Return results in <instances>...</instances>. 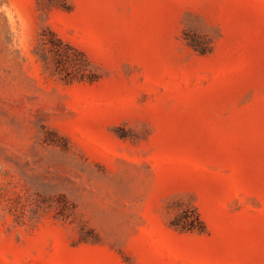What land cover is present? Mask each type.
Returning <instances> with one entry per match:
<instances>
[{"label":"rangeland","instance_id":"rangeland-1","mask_svg":"<svg viewBox=\"0 0 264 264\" xmlns=\"http://www.w3.org/2000/svg\"><path fill=\"white\" fill-rule=\"evenodd\" d=\"M0 264H264V0H0Z\"/></svg>","mask_w":264,"mask_h":264}]
</instances>
